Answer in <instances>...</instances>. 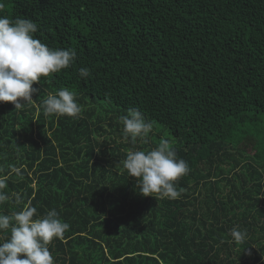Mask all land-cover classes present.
<instances>
[{
    "label": "trees",
    "instance_id": "16d2710c",
    "mask_svg": "<svg viewBox=\"0 0 264 264\" xmlns=\"http://www.w3.org/2000/svg\"><path fill=\"white\" fill-rule=\"evenodd\" d=\"M0 4V15L33 20L48 47L77 54L33 84L32 104L0 102L10 197L0 214L54 208L69 225L48 245L55 264H264V0ZM63 88L77 93L79 117L44 114ZM129 108L152 123L148 144L122 139ZM161 138L190 169L177 199L141 195L123 170L130 148Z\"/></svg>",
    "mask_w": 264,
    "mask_h": 264
},
{
    "label": "clouds",
    "instance_id": "9594fccd",
    "mask_svg": "<svg viewBox=\"0 0 264 264\" xmlns=\"http://www.w3.org/2000/svg\"><path fill=\"white\" fill-rule=\"evenodd\" d=\"M37 31L31 19L0 15V102H12L17 110L34 101L33 93L38 91L34 83L69 68L76 59L74 49H52L35 38ZM78 72L82 78L90 75L86 67ZM76 98L75 91L63 88L49 93L41 106L46 116L77 118L82 106ZM119 121L125 142L149 143L153 125L140 110L127 109ZM122 165L127 176L136 178L140 194L157 200L179 198L182 190H177L175 182L190 170L186 161L177 159L171 142L163 138L151 149L130 148ZM5 184L6 178H0V204L10 199L3 191ZM36 213L29 205L12 215L0 214V231H10L7 238L0 237V264H55L48 245L54 239L62 240L69 225L58 218L54 208L39 218H34ZM230 234L236 242H243L247 235L237 227Z\"/></svg>",
    "mask_w": 264,
    "mask_h": 264
}]
</instances>
